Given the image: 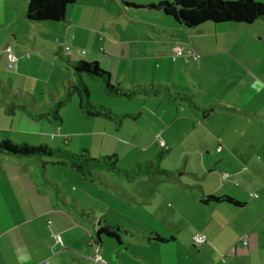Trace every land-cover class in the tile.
Returning a JSON list of instances; mask_svg holds the SVG:
<instances>
[{
	"label": "crops",
	"instance_id": "1",
	"mask_svg": "<svg viewBox=\"0 0 264 264\" xmlns=\"http://www.w3.org/2000/svg\"><path fill=\"white\" fill-rule=\"evenodd\" d=\"M28 1L0 0V64L8 67L6 49L11 48L17 59L11 69L18 73L10 84L20 78L34 81L31 87L25 84L31 89L46 83L50 103L45 92L43 100L29 92L16 107L59 133L55 139L42 130L29 134L50 147L69 146L77 138L81 150L94 156L95 147L100 157L117 155L118 162L122 149H140L148 156L138 157L128 171L150 162L165 173L128 181L96 172L88 180L56 159L12 156L17 163L0 172V264H101L96 255L106 264H264V20L188 29L153 8L168 0H142L140 6L147 7H140V29H118L116 10L122 4L134 7L135 0H88L69 6L64 22L34 23L25 15ZM53 42L86 50L70 48L55 57L46 78L32 75ZM177 48L201 59L187 62L175 55ZM81 61L97 62L115 86L145 92L132 100L110 97L83 77L91 103L116 116L87 117L74 91L68 101L64 91L67 83L79 84L73 66ZM54 89L58 96H52ZM4 102L8 109L12 99ZM132 102L140 103L137 110L128 109ZM58 104L56 122L52 112ZM0 135V140L10 137ZM159 142L168 148L166 155L175 148L184 155L182 168L163 169L156 160ZM49 166L67 171L62 169L57 181L49 177ZM222 174L229 177L224 181ZM140 182L145 191L147 184L156 191L163 187L172 198L171 214L161 215L162 229L140 216V208L154 202L145 196L140 201L132 188ZM206 197H229L241 205L204 204ZM25 215H30L25 225H14ZM104 227L118 229L120 241L98 236ZM196 234L205 235L206 244L196 246ZM243 235L246 246L240 242Z\"/></svg>",
	"mask_w": 264,
	"mask_h": 264
},
{
	"label": "trees",
	"instance_id": "2",
	"mask_svg": "<svg viewBox=\"0 0 264 264\" xmlns=\"http://www.w3.org/2000/svg\"><path fill=\"white\" fill-rule=\"evenodd\" d=\"M88 0H29L26 9V18L30 22H64L69 6ZM165 15L173 18L178 24L188 29H198L201 26L224 23L253 24L258 20H264V4L255 0H236L225 2L221 0H173L171 3L161 2L158 7ZM75 74L79 77V84L68 89V97L71 91L78 96L81 111L87 117H116L110 109L94 106L90 101V91L83 81V77L96 80L99 82L104 92L110 97H119L132 100L145 90L134 89L124 90L119 86L111 83L110 74L103 70L97 62L81 61L73 66ZM182 102H191L189 97L179 95ZM60 104L52 112L53 120L58 122L59 116L57 111ZM211 110L204 113L207 116ZM168 152V148L160 147L157 154V161L161 156ZM0 155H8L20 158H49L56 159L59 162L67 163L71 168L76 170L82 177L93 180L94 173H108L122 179L132 181L140 175L151 173H165L163 170L148 162L138 165L132 171L121 170L117 168L118 156H106L101 160L92 157L88 149H82L80 154H74L68 150L53 149L47 144L36 146L28 143L16 144L7 138L0 140ZM114 160V162L112 161ZM204 204L211 203H229L232 205H241L229 197H206ZM106 235L120 241L119 230L111 227H104L98 230V236ZM159 242H166L165 239L156 237Z\"/></svg>",
	"mask_w": 264,
	"mask_h": 264
},
{
	"label": "rangeland",
	"instance_id": "3",
	"mask_svg": "<svg viewBox=\"0 0 264 264\" xmlns=\"http://www.w3.org/2000/svg\"><path fill=\"white\" fill-rule=\"evenodd\" d=\"M173 0H168V1H162V2H167L171 3ZM201 1V0H199ZM225 2H230V0H221ZM137 5H134V7L126 8L125 4H122V9L116 10L115 18L118 20V29L126 27V25H132L135 29L138 28L140 29V16L143 15L144 11L140 9V7H147L146 5H141L140 2H143L142 0H135ZM264 4V3H262ZM158 3L153 7L157 8ZM151 6V5H150ZM128 10L125 14L123 13L124 11ZM158 9V8H157ZM147 13V12H145ZM149 14V12L147 13ZM129 15V16H128ZM129 23V24H128ZM54 46L47 51L46 53L43 54V59L40 61L41 64L34 66L31 69V74L32 75H38V76H43L44 78L47 77V74L49 71L53 70V59L58 58L60 59L61 54L67 53L70 48L72 49H78L79 51L86 50V48L83 47H76V45L71 44L70 42H64L63 44H57L56 42H53ZM62 46V47H60ZM39 48H42L41 44H38ZM68 48V50H67ZM14 53V52H13ZM16 54V52H15ZM0 80L3 82H0V134L1 133H9V140L16 143V144H22L25 143L23 140H29V142H26L30 145L36 146L39 144H45V143H37L35 139V135L29 134L30 132L36 133L42 130L44 134H48V137H53L55 139L56 134L58 133V129L54 128L53 130L50 129L49 124L46 122H43L41 124L37 123L35 120H33L30 115L24 111V109H19L17 108L16 104L22 103L25 98L22 99L23 96L27 97L26 95L29 92H32L33 95L36 97L38 100H43V93L45 92L46 95V101L50 103L51 97H50V90L49 87L44 84L43 81L41 83H37L35 85V88L31 89V85L34 83V81H27L25 79H18L15 80L14 84H10V79H13L12 77L15 76L17 72H14L12 69H9L7 67V64L5 61H2L0 64ZM27 82V83H26ZM92 85H95L97 87V90L101 93L103 92V88L99 82L96 80L91 81ZM25 84H31L30 87L28 88L27 85ZM55 86V85H54ZM71 84L67 83L66 89L64 90L66 92V97L65 100L68 101L70 98L68 97V91L69 88H71ZM57 90H53L52 96H58L57 95ZM30 94V93H29ZM75 94V93H74ZM5 98V99H4ZM94 101L98 100L97 94L94 93ZM6 99H12V104H9L10 107L7 109V103L4 102ZM75 99L78 100V96L75 94ZM8 102V101H7ZM134 105L133 107H129V110H137L138 107L140 106L139 102H132ZM30 111V114H33L35 116L34 110L31 108H28ZM29 115V116H28ZM53 118V116H52ZM35 119V118H34ZM51 130V131H49ZM11 131V132H10ZM47 132V133H46ZM59 134V133H58ZM1 136V135H0ZM72 140V139H71ZM89 141V140H88ZM57 142V141H56ZM60 146L53 145V149H63V150H68L74 154H80L81 153V147L79 145L78 139L74 138L71 142L70 145L67 146L63 142L58 143ZM92 147V145H91ZM94 150V156L92 155L93 158L101 160L104 157H100L99 153H97V149L95 147H92ZM145 158L148 156V153H143L140 152V149H122V159L120 162H117V168L121 170H126L128 171L127 168H131L132 162H134L138 157ZM16 158H12V156L8 155H0V172L1 170H4V172H7L9 170L10 165H14V163H17L16 160H12ZM29 161H37L36 159H32ZM114 162V160H112ZM185 161L184 155L179 154L176 151V148L173 150V152L169 154H165L161 156V165L163 169H168V170H176L177 168H182V163ZM14 162V163H12ZM37 163V162H36ZM137 166L134 168L136 169ZM67 171L66 168L63 167H48V173L49 177L51 179L55 178L57 181L60 180V175H61V170ZM72 171V170H71ZM79 176L76 172H72ZM223 175V174H222ZM140 182L138 185H134L132 188L134 191H136L138 194H140V201L142 197H148L145 199H149L150 201H154L153 204H148L145 207L146 208H140V216H144L145 218H149V221L151 222V225H153L154 228L162 229V224L163 220H161V215L162 212L165 214L170 215L171 210H173V201L171 196L167 194V192H164V188L162 187L160 191L153 190V187L149 184V186L146 185L147 190L145 191V188L141 186ZM4 186V185H3ZM64 190L66 192H69L71 188L69 184V180L64 179V185H63ZM131 187V185L129 186ZM149 192V193H147ZM162 192V193H159ZM142 207V206H140ZM146 210V211H144ZM167 216V215H166ZM30 215H25L19 221L17 220L14 225H17L19 223H22V225H25V222L27 219H29ZM164 225V224H163Z\"/></svg>",
	"mask_w": 264,
	"mask_h": 264
},
{
	"label": "built area",
	"instance_id": "4",
	"mask_svg": "<svg viewBox=\"0 0 264 264\" xmlns=\"http://www.w3.org/2000/svg\"><path fill=\"white\" fill-rule=\"evenodd\" d=\"M68 50V48H67ZM7 59H8V68L11 69L14 65V63L17 61L14 53L12 52L11 48H7ZM175 55L177 57L183 58L185 59L187 62L192 60V61H199L201 59V54L196 53L194 51L188 50V51H184L180 48L175 49ZM160 147H165L163 142H159ZM219 151L221 150L220 148L218 149ZM229 177L228 174H223L222 175V180H226ZM252 197H257V195H251ZM55 240L57 243H61L62 239L59 235H55L54 236ZM193 242L196 246H202L204 244H206L207 242V237L205 235L202 234H196L193 236ZM240 242L242 243L243 246H246L248 244V237L246 235H243L240 238ZM95 262L101 263V264H106V261L103 260L99 255H96ZM41 264H50L49 261H45Z\"/></svg>",
	"mask_w": 264,
	"mask_h": 264
}]
</instances>
